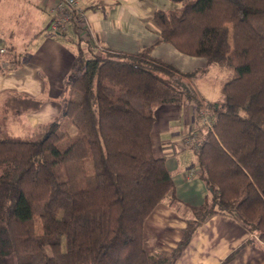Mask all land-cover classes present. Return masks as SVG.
Returning <instances> with one entry per match:
<instances>
[{
    "label": "trees",
    "instance_id": "trees-1",
    "mask_svg": "<svg viewBox=\"0 0 264 264\" xmlns=\"http://www.w3.org/2000/svg\"><path fill=\"white\" fill-rule=\"evenodd\" d=\"M173 1L174 9L154 10L155 43L201 56L205 66L180 71L151 57L148 48L95 51L80 39L58 95L59 113L25 135L11 130L12 117L38 108L42 98L5 93L0 264L10 254L17 264H174L196 228L218 213L235 217L264 241V0ZM76 27L85 33V25ZM1 56L0 73L7 70ZM210 63L234 70L221 85V102L204 101L183 80ZM186 97L197 112L205 105L212 119L193 142L207 188L197 205L176 195L151 142L155 106ZM159 202L187 222L174 248L149 252L143 221Z\"/></svg>",
    "mask_w": 264,
    "mask_h": 264
},
{
    "label": "crops",
    "instance_id": "crops-1",
    "mask_svg": "<svg viewBox=\"0 0 264 264\" xmlns=\"http://www.w3.org/2000/svg\"><path fill=\"white\" fill-rule=\"evenodd\" d=\"M53 4L54 0H37L33 30L23 38H12L13 29L8 25L7 37L0 35V48L5 49L1 55L8 51L12 54L1 56V68L7 70L0 73V103L9 91L42 98L38 108L12 117L11 123H17L19 129L25 125L34 127L59 113L58 95L72 69L75 41L80 39L84 49L95 51L104 48L134 54L148 48L151 57L170 62L180 71L206 65L205 58L185 54L169 42L155 43L158 27L152 19L154 10L170 8L174 5L172 0H77L81 14L64 22L62 28L54 26ZM74 21L91 33L89 46ZM68 25L69 32L65 33ZM21 55L22 62L17 60ZM197 95L205 101L201 93ZM202 130L193 100L163 103L155 108L151 127L153 153L164 157L176 195L195 205L205 199L207 188L198 176L194 145L189 146L185 139L193 132L201 137ZM190 149L191 158L182 155ZM186 222V216L171 205L157 203L143 221L144 247L148 251L155 247L171 250ZM174 264H264V241L235 217L214 214L196 228Z\"/></svg>",
    "mask_w": 264,
    "mask_h": 264
},
{
    "label": "rangeland",
    "instance_id": "rangeland-1",
    "mask_svg": "<svg viewBox=\"0 0 264 264\" xmlns=\"http://www.w3.org/2000/svg\"><path fill=\"white\" fill-rule=\"evenodd\" d=\"M35 4L37 5V0H0V5H1L0 35L7 37V34H8V30L6 27L7 25L8 27H11V29H13L12 38L15 37L16 39H21L25 35L29 34L30 29L33 30V25L35 24V21L37 19V14L34 10V8L36 7ZM176 5H177L176 2H174L173 6H171L170 8H165V9H168V10L174 9ZM69 29H70V26L68 25L65 33L69 32ZM7 54L12 55L11 51H8V53H4L2 57H5V55ZM20 58L23 59L24 56L21 55ZM233 75H234V70L232 68L224 66V65H220L218 63H210L208 64L207 69L204 72L203 71L197 72L196 75H193L187 78V81L190 84L189 90L194 93H198V92L201 93L202 97L207 101L210 100L214 102H221L223 99V96L221 93V85L226 79L232 77ZM185 101H192V100L186 97ZM156 107L157 105L155 106V108ZM155 108H154V111H155ZM198 112H197V115H198ZM15 124L17 125V123H13L11 125L13 128L11 130L15 134L25 135V134H28V132H30V129H31L30 125H25L22 129L21 128L19 129L17 128ZM18 129L19 131H17ZM202 129L206 130L205 124L202 125ZM191 135H193V133H191ZM191 135H188L186 137L185 142L188 140L187 138L190 137ZM187 144L189 146H193L195 143H187ZM190 153H193L191 149L188 151L187 150L183 151L182 155L183 156L188 155V157L191 158L192 155ZM5 264H17L15 256L13 254L7 255L5 257Z\"/></svg>",
    "mask_w": 264,
    "mask_h": 264
},
{
    "label": "built area",
    "instance_id": "built-area-1",
    "mask_svg": "<svg viewBox=\"0 0 264 264\" xmlns=\"http://www.w3.org/2000/svg\"><path fill=\"white\" fill-rule=\"evenodd\" d=\"M52 11L56 13V16L53 21L55 28H62L64 22L73 19L76 14H81V10L77 8V0H54ZM90 34L91 33L89 32V30L86 29V32L83 33V36L85 38H88ZM4 50V48H0V51ZM198 117L202 125L205 124L206 127L212 126V119L209 115V110L205 105H203L202 108L199 110ZM196 137L197 136L193 134L187 138L188 140L186 142L193 143Z\"/></svg>",
    "mask_w": 264,
    "mask_h": 264
}]
</instances>
